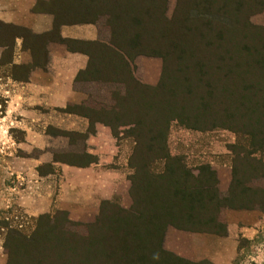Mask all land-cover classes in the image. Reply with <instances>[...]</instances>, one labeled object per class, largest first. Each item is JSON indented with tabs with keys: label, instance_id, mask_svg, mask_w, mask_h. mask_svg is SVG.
Wrapping results in <instances>:
<instances>
[{
	"label": "trees",
	"instance_id": "trees-1",
	"mask_svg": "<svg viewBox=\"0 0 264 264\" xmlns=\"http://www.w3.org/2000/svg\"><path fill=\"white\" fill-rule=\"evenodd\" d=\"M203 1V15L229 17L241 10L240 3H234V13L229 12L230 0ZM51 2L46 4L49 10H44L54 16L50 33L36 35L0 23V42L10 35V44L0 43V47L12 56L16 40L23 39L24 48L32 55V72L47 60L46 45L58 41L89 58L76 82H106L108 78L120 85L112 106L99 109L69 104L61 110L89 121L87 132L80 133L84 142L96 133L97 123L110 128L117 140L121 135L134 139L129 158L133 204L124 210L117 202L102 201L96 222L81 233L72 229L78 225L61 211L54 217L40 216L30 235L10 230L5 239L8 264H195L165 250L169 228L226 237V210L260 208L256 198L263 190L255 188L254 182L264 180V28L247 21L236 25V18L232 25H215L208 18H198V25H186L166 51L154 53L163 59L164 70L158 85L152 87L139 83L131 69L130 63L146 54L140 35L126 43L116 42L113 35L109 43L63 39L59 36L61 26L97 25L98 0H74L78 5L74 9ZM75 16L79 20H70ZM7 64L13 69L21 66L12 60ZM174 121L190 130L223 129L236 134V143L229 147L233 166L226 196H221L217 174L210 165L198 167L195 173L183 157L171 155L168 135ZM121 129L126 130L121 133ZM58 133L70 138L78 134ZM68 157L54 155L52 164L38 168L39 175L54 174L57 163L88 168L99 161L88 152L72 155L81 160L78 162L65 159ZM0 226L8 229L5 221Z\"/></svg>",
	"mask_w": 264,
	"mask_h": 264
},
{
	"label": "rangeland",
	"instance_id": "rangeland-1",
	"mask_svg": "<svg viewBox=\"0 0 264 264\" xmlns=\"http://www.w3.org/2000/svg\"><path fill=\"white\" fill-rule=\"evenodd\" d=\"M54 1H59L65 8L78 6L74 0ZM49 3L51 0L47 3L39 0L35 8L49 10L46 5ZM203 3V0H98L97 25H93L98 35L96 40L109 43L113 35L116 42L126 43L134 35H140L146 54L138 55L130 63L131 69L139 83L155 87L161 80L164 61L154 53L166 51L176 38H180L186 25H198V18H208L215 25H232L231 20L236 18V25H244L247 21L257 28H264V0L261 3L260 0H230L229 12L234 13V3L241 5L240 12L234 14L235 17L230 14L231 18L218 13L201 14ZM76 19L79 20L76 16L70 20ZM9 40L10 35H7L0 43L10 44ZM11 60L10 51L0 47V223H8V229L0 226V264H8L7 233L18 230L30 235L37 229L38 218L42 215L54 217L58 211L66 212L67 220L78 225L72 229L81 233L87 231L86 226L96 222L102 194L111 196L109 201L117 202L124 210H129L133 204L129 193V176L133 173L129 158L135 147L134 139L121 135L117 140L102 135L90 143L84 142L81 132L66 129L69 123L73 124L75 116L61 109L42 107L35 100L41 94L35 95L31 88L26 90L19 84L29 79L32 65L13 69L6 65ZM77 88L86 92L82 104L100 109L116 104L113 95L120 85L107 78L106 82L82 81ZM60 130L78 134L70 138L59 134ZM125 130L121 129V133ZM236 141V134L229 130L200 132L187 129L177 121L171 123L168 135L171 155L183 157L195 173L202 165L212 167L223 197L228 194L232 181L233 154L229 147ZM89 148L100 149L107 160L115 157V162L119 163L106 164L98 182H91L88 170L59 163L54 165V174L39 175L38 168L52 164L54 155L69 156L65 159L78 162L81 160L72 155L89 153ZM162 168L160 165L159 170ZM254 183L255 188L263 190L256 198L260 208L226 210V237L189 233L171 227L165 236V250L195 264L203 261L264 264V180Z\"/></svg>",
	"mask_w": 264,
	"mask_h": 264
},
{
	"label": "crops",
	"instance_id": "crops-1",
	"mask_svg": "<svg viewBox=\"0 0 264 264\" xmlns=\"http://www.w3.org/2000/svg\"><path fill=\"white\" fill-rule=\"evenodd\" d=\"M39 0H0V23L6 25H14L30 30L36 35L50 33L55 25L54 16L48 11L37 10L35 7ZM47 3L50 0H42ZM59 36L63 39L76 41H94L97 39V30L92 24H67L61 26ZM47 60L40 66H35L32 70L29 79L26 82H20L26 90H31L33 93L41 94L35 100L42 107L49 109H64L69 104L81 105L86 99V92L77 88L80 82H76L78 75L84 71L89 62L86 54L80 51H72L58 41L49 42L46 45ZM33 59L28 48H24L23 39L16 40L13 52V64L24 65L32 64ZM73 124L66 126V129L86 133L89 128V121L77 115ZM96 133L91 135L87 140L88 143L96 137L109 135L113 137L110 128L103 124L95 125ZM89 153L97 156L99 161L88 168L91 182H98V176L102 174L106 164H119L115 162V157L111 161L107 160L101 153L100 149L89 148ZM109 162V163H107ZM50 176V175H48ZM97 198L93 195V198ZM112 200V197L101 196V201Z\"/></svg>",
	"mask_w": 264,
	"mask_h": 264
}]
</instances>
